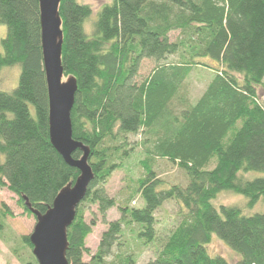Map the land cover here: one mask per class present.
I'll use <instances>...</instances> for the list:
<instances>
[{"label":"trees","instance_id":"16d2710c","mask_svg":"<svg viewBox=\"0 0 264 264\" xmlns=\"http://www.w3.org/2000/svg\"><path fill=\"white\" fill-rule=\"evenodd\" d=\"M82 1L62 0L58 10L63 76L73 77L77 87L72 138L89 148L94 175L67 231L68 264H105L118 249V264H134L129 242L120 241L133 225L137 245L162 241L148 264H228L208 255L205 246L213 235L237 257L235 264H264V215L213 206L221 192L244 197L249 209L264 203V176L242 175L264 174V100L258 97L264 83V0H104L91 36L83 29L91 9ZM0 25L6 27L0 72L19 67L16 88L0 91V190L35 218L23 199L44 214L79 172L49 141L38 1L0 0ZM170 33H178L173 42ZM144 61L152 69L139 82ZM195 71L205 82L190 100L187 81ZM129 135L141 138L146 156L139 163L143 175L127 198L137 197L142 206L118 207L120 219L106 224L107 212L117 206L106 185L133 151ZM71 156L75 161L82 153ZM156 159L182 174L181 185L164 186L153 171ZM167 202L178 211L160 240L155 213ZM86 205L97 207L107 225L87 263L85 241L95 222L84 221ZM6 217L13 214L1 204V238ZM28 238H19L29 250L21 263L37 264Z\"/></svg>","mask_w":264,"mask_h":264},{"label":"rangeland","instance_id":"374dc122","mask_svg":"<svg viewBox=\"0 0 264 264\" xmlns=\"http://www.w3.org/2000/svg\"><path fill=\"white\" fill-rule=\"evenodd\" d=\"M81 4L87 5L91 9V15L83 25L84 32L87 36H91L93 33V24L98 11L106 4L104 0H84ZM6 36V27L0 25V40ZM178 33H170V41H175L178 37ZM207 64H213L208 62ZM152 69V63L150 61H144L142 63L139 72V82L142 81L150 73ZM19 67L4 68L0 72V91L11 92L14 90L18 83ZM203 76L198 72H193L187 81L188 95L190 100L195 99L201 94L204 80ZM138 79L136 80L138 82ZM65 81V79H63ZM135 81V82H136ZM264 82V79H263ZM258 97L261 101L264 100V83L258 90ZM141 138L138 136L129 135L130 148L133 150L127 159L122 161V166L119 170L112 173L106 190L108 195L115 199L117 206L109 210L106 214L105 222L111 223L120 219V213L118 207L127 205L128 207L137 208L141 207L140 200L136 197L132 201L128 200L129 187H133L136 180L143 175V170L139 166V163L145 159V153L143 147L139 146ZM153 171H155L157 178L164 183L165 187L173 185H181L183 182L182 174L171 164L165 160H154ZM244 177L248 180L263 177L264 174L258 172H248ZM5 204L13 217H6L4 222L7 229L4 232L3 238L0 237V264H22V255L29 256L28 248L21 243L20 237L29 236L35 226V218L25 215L21 207L17 204V198L8 192L6 189L0 190V205ZM240 205V206H239ZM213 206L218 209L219 206H235L243 209L245 215L263 214L264 215V203L258 202L253 208L246 207V200L242 196H238L228 192H221L218 194L213 202ZM244 206V207H243ZM84 221L87 224L95 222V225L91 227V234L86 238L85 247L89 251V255L83 256V262H89L91 257L96 253L97 247L100 242V238L103 232L106 231L107 225L103 224L102 217L98 213L97 207L84 206ZM178 211V207L174 202H167L163 204L161 209L155 213L157 220L156 234L160 240H164L171 230L175 222V214ZM137 232L136 226H130L125 232L124 238L120 241H128V246L131 248L128 254H131V258L134 264H148L152 260L159 249V244L162 241L157 239L156 244L146 246H139L133 241V235ZM142 239V238H141ZM209 245H206V251L210 256H220L224 258L228 264H235L237 257L227 248L225 245L213 235ZM123 248V247H122ZM122 252L118 249L113 252V257L107 258L105 264H118L115 255Z\"/></svg>","mask_w":264,"mask_h":264},{"label":"water","instance_id":"95a60500","mask_svg":"<svg viewBox=\"0 0 264 264\" xmlns=\"http://www.w3.org/2000/svg\"><path fill=\"white\" fill-rule=\"evenodd\" d=\"M39 6L40 37L43 69L48 95L49 141L64 162L78 170L73 183L67 184L54 198L44 214L36 212L26 199L24 206L35 217V226L29 235L32 256L37 264H68L67 231L76 210L84 200L94 175L89 165L90 150L72 138L71 111L76 93V80L68 77L63 81L61 48L63 33L59 16L62 0H37ZM79 150L82 156L72 160Z\"/></svg>","mask_w":264,"mask_h":264}]
</instances>
